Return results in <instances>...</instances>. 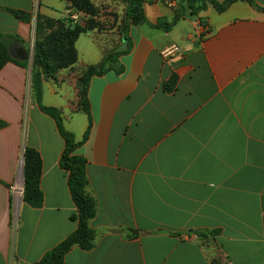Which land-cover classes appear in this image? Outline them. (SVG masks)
I'll list each match as a JSON object with an SVG mask.
<instances>
[{
	"label": "crops",
	"instance_id": "1",
	"mask_svg": "<svg viewBox=\"0 0 264 264\" xmlns=\"http://www.w3.org/2000/svg\"><path fill=\"white\" fill-rule=\"evenodd\" d=\"M90 1L94 17L74 0H0V36L30 58L38 15L67 27L95 21L75 43L77 62L42 84L43 105L60 110L79 142L89 127L79 80L121 53L88 85L92 126L77 153L87 160L96 236L66 264H264V13L244 1L192 14L183 0H145L146 22L124 37L123 0ZM178 8L180 21L158 26L173 23ZM20 62L29 66L0 71V264H37L77 229L59 166L64 140L31 98L32 62ZM26 147L42 158L40 208L17 195Z\"/></svg>",
	"mask_w": 264,
	"mask_h": 264
},
{
	"label": "trees",
	"instance_id": "2",
	"mask_svg": "<svg viewBox=\"0 0 264 264\" xmlns=\"http://www.w3.org/2000/svg\"><path fill=\"white\" fill-rule=\"evenodd\" d=\"M238 1L249 3L256 10L264 13V8L255 0H225L219 3L215 0H183L187 8L192 14L207 9L209 5H213L218 12L224 11L231 4ZM126 5L125 33L127 37L130 25H139L146 22L143 10L145 0H123ZM183 3L179 7H182ZM74 6L92 17L98 15V10L90 0H74ZM13 15L25 23H31L32 14L23 12H13ZM184 16V11L177 9V14L173 23L168 24L160 21L159 27L166 30L171 29ZM95 21L87 20L85 24H76L74 27H67L60 21L50 19L48 17L38 15L36 22V40L34 46V57L32 61L31 74V98L39 106L44 114L53 118L57 124L58 131L64 140L65 146L60 159V167L68 174L69 194L76 206V212L71 216L73 222L77 223V229L66 239L50 250L37 264H66L65 257L75 246L89 251L94 247L96 233L91 227V221L96 216L97 205L96 200L87 192V160L85 157L77 153L84 141L88 138L92 126L91 106L88 99V85L93 76L101 75L108 70L105 66L107 63H116V57L121 53H110L103 59V63L98 67H90L86 72L83 81V87L80 89V104L88 115L89 127L84 136V141L79 142L75 135L68 131L63 122L60 110L54 107H47L42 103L43 85L45 79H56L58 71L68 68L77 62V52L75 43L77 39L84 33L93 30ZM130 42V39H128ZM13 62L23 67H28V62H20L12 58L10 53V43L0 36V71L6 64ZM113 68V65L109 68ZM117 73L123 71L122 67L115 68ZM175 84V78L169 83L170 86ZM6 127V124L0 121V130ZM24 191L23 201L33 208H40L44 204V193L41 189L42 178V158L40 153L31 148L26 147L24 153ZM200 236L206 237L207 234L199 233Z\"/></svg>",
	"mask_w": 264,
	"mask_h": 264
},
{
	"label": "water",
	"instance_id": "3",
	"mask_svg": "<svg viewBox=\"0 0 264 264\" xmlns=\"http://www.w3.org/2000/svg\"><path fill=\"white\" fill-rule=\"evenodd\" d=\"M20 45H16L10 48V53L13 56V58L19 59L20 61H30L32 62V58H30V54L26 52L25 50H19ZM127 49V39H124L123 45L117 50V52H122ZM82 85V80H79V84L77 86L81 87ZM22 174L24 176V172L22 170ZM23 188H24V182H23ZM21 190L22 194L21 197L23 196V189Z\"/></svg>",
	"mask_w": 264,
	"mask_h": 264
},
{
	"label": "built area",
	"instance_id": "4",
	"mask_svg": "<svg viewBox=\"0 0 264 264\" xmlns=\"http://www.w3.org/2000/svg\"><path fill=\"white\" fill-rule=\"evenodd\" d=\"M165 3H166L167 5H172V1H170V0H166ZM70 17H71L72 19H74V20H77V19H78V14L73 12V13L70 14ZM176 50H177V48H176V47H173V48H171L170 50H168V54H169L170 52H173V51H176ZM20 193L22 194L21 191H20ZM21 194H20V196H21Z\"/></svg>",
	"mask_w": 264,
	"mask_h": 264
},
{
	"label": "bare ground",
	"instance_id": "5",
	"mask_svg": "<svg viewBox=\"0 0 264 264\" xmlns=\"http://www.w3.org/2000/svg\"><path fill=\"white\" fill-rule=\"evenodd\" d=\"M18 190H19V191H17V192H18V194H17V195H19V194H20V191H21V186H19V187H18Z\"/></svg>",
	"mask_w": 264,
	"mask_h": 264
},
{
	"label": "rangeland",
	"instance_id": "6",
	"mask_svg": "<svg viewBox=\"0 0 264 264\" xmlns=\"http://www.w3.org/2000/svg\"><path fill=\"white\" fill-rule=\"evenodd\" d=\"M99 10H100V9H99ZM82 85H83V83H82ZM82 85H81L80 89L83 87Z\"/></svg>",
	"mask_w": 264,
	"mask_h": 264
}]
</instances>
